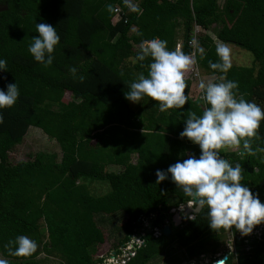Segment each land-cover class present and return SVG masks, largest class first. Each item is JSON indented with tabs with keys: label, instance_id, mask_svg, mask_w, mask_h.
<instances>
[{
	"label": "trees",
	"instance_id": "obj_1",
	"mask_svg": "<svg viewBox=\"0 0 264 264\" xmlns=\"http://www.w3.org/2000/svg\"><path fill=\"white\" fill-rule=\"evenodd\" d=\"M136 8L131 11L123 0H0V59L8 70L0 71V88L16 82L19 89L13 106L0 109V264H43L48 258L99 264L104 232H112L121 215L126 219L117 253L145 219L153 226L169 219L172 229L158 238L147 233L145 245L125 264H151L163 255L167 264L214 256L230 232L242 235L234 228L212 230L206 207L176 225L171 208L192 197L170 174L155 183L157 169L199 156L198 145L179 137L188 113L200 116L207 107L202 90L197 98L191 95V76L184 77L190 100L183 109L162 112L150 97L133 106L124 93L139 74L147 76L151 58L136 59L144 41L165 40L174 50L182 38L181 51L195 58L203 74L237 82V96L264 109V0H139ZM37 22L53 25L60 37L48 67L28 52ZM197 27L252 52L253 64L209 68V61L219 59L217 42L199 31L193 47ZM31 126L54 139L59 152L39 151L12 163L10 152ZM238 147L241 155L227 147L219 151L229 163H240L241 183L264 202V120L249 141L251 152L242 142ZM115 166L120 170L112 171ZM18 235L34 241V250L13 255L15 244L9 242ZM245 240L246 235L236 239L237 262L264 264V232ZM228 255L227 264H233L234 254Z\"/></svg>",
	"mask_w": 264,
	"mask_h": 264
},
{
	"label": "clouds",
	"instance_id": "obj_2",
	"mask_svg": "<svg viewBox=\"0 0 264 264\" xmlns=\"http://www.w3.org/2000/svg\"><path fill=\"white\" fill-rule=\"evenodd\" d=\"M123 3L131 11H137V8L130 4V0H123ZM106 7L109 12L114 11L111 4ZM35 32L38 35L32 36L28 52L36 62L48 67L53 62L54 48L60 37L55 27L48 23L37 22ZM229 51L227 46L217 44L216 54L219 59L218 62L209 61V68L227 71L230 67ZM146 58H151L147 66V76L139 74L137 79L129 84V91L124 93L125 98L130 102L139 103L144 97H150L158 103L162 112L172 108L183 109L190 100V96L186 94L184 80L185 73L192 65L190 56L183 53L179 46L169 50L167 41L153 38L141 44L136 56L140 62ZM0 71H8L4 59H0ZM70 71L74 73L75 69ZM80 79L83 80V77ZM199 88L203 91L202 100L207 107L200 116L189 112L184 119L183 130L179 132L180 138H186L199 146V156L190 155L170 164L166 170L157 169L155 183L160 184L169 179L170 174V180L176 187L192 197L190 201L193 205L189 204L190 201L182 204L186 205L185 211L177 209L181 205L171 208L177 209L175 212L170 210L173 217L174 214L180 213L182 222L185 218L193 219L195 213H186L188 205L196 206L200 210L206 207L208 226L212 230L234 228L242 235H247L256 225L264 222V202H261L258 195L253 194L248 186L241 183L240 163H229L222 158L219 150L227 147L228 151L241 155L238 146L242 142L243 148L251 152L249 141L257 135L260 123L264 120V109L246 100L243 94L237 96L233 90L238 88V84L232 80L221 78L220 82L207 83L201 80ZM18 96L16 82L7 83L4 88H0V109L13 106ZM2 122L0 115V123ZM190 215L194 217L191 218ZM145 220L149 225L144 240L147 233L153 234L154 227H161L163 232L164 225H170L169 219L161 226H153V221L149 218ZM140 232L141 228L138 233ZM9 243L15 244L12 254L17 256L28 254L35 248L34 241L25 235H18Z\"/></svg>",
	"mask_w": 264,
	"mask_h": 264
},
{
	"label": "rangeland",
	"instance_id": "obj_3",
	"mask_svg": "<svg viewBox=\"0 0 264 264\" xmlns=\"http://www.w3.org/2000/svg\"><path fill=\"white\" fill-rule=\"evenodd\" d=\"M223 1V0H220ZM139 3V0H130V4L136 5ZM198 32H206L209 33L217 42V44L227 46L229 48V59H230V64H235V65H240V66H250L253 64L254 61V55L252 52L246 50L245 48L241 46H237L234 44H227L222 41H219L218 38L216 37L214 31H205L202 29H197ZM180 43H182V38L180 39ZM181 47V45H180ZM191 58V57H190ZM192 60V65L185 73L184 77H190L192 80V87H191V95L194 98H197L199 92L201 89L199 88V84L201 80H203L205 83L211 81L215 82V75H210V74H203L200 69L197 68L195 58H191ZM195 68L198 71V75H194L195 73ZM200 73V75H199ZM70 95L67 94L65 96V100H69ZM133 106H137L138 103L132 102ZM227 149V148H226ZM39 151H48V152H59L58 149V144L57 142L49 137L47 134H45L41 129L35 126H31L29 128V131L27 135L25 136L23 142L19 145H17L11 152H10V161L12 163H17L21 160H28L32 158L37 152ZM120 167L115 166L112 171H119ZM100 192L103 191L104 189H98ZM125 217L124 216H119L118 218L115 219L114 225L110 227L113 231L111 232L110 230L106 229L105 230V235H106V241L104 244L100 245L98 248V254L102 256L104 260H107V262H110L109 259H107L108 256L111 255V253L114 250L115 246L118 244V236H120V228L122 227L123 223L125 222ZM228 247V246H227ZM227 248H223L221 251H223V254L226 252ZM43 257L44 255L41 254ZM207 258H210L211 255H206ZM1 254H0V259H1ZM48 261L44 262L43 264H59L58 260L55 258H48ZM182 264H185V259H181ZM206 260L203 259L202 263H205ZM151 264H167L165 257L163 255L162 258L156 259L153 261ZM181 264V263H180Z\"/></svg>",
	"mask_w": 264,
	"mask_h": 264
},
{
	"label": "built area",
	"instance_id": "obj_4",
	"mask_svg": "<svg viewBox=\"0 0 264 264\" xmlns=\"http://www.w3.org/2000/svg\"><path fill=\"white\" fill-rule=\"evenodd\" d=\"M197 29H199V27H197ZM197 29L195 31V35L193 37V40H191V42H190V44L193 47H195L197 44V32H198ZM193 55H194V53H193ZM194 73H195L194 75H198V71L196 68H195ZM189 204L193 205V202L190 201ZM177 209L185 211L186 205H181ZM177 209L173 208V209H171V212H175ZM190 216H191V218L194 217V215H190ZM148 225H149V222L144 220L142 223L141 232L138 234H135L132 237L131 241H129L125 246L121 247V250H122L121 253H117L116 251H113L111 253V255L107 257V259H109L110 262H107V260H103L99 264H125L126 262H128L132 257L135 256L137 249L140 248L142 245H144V243H145L144 235L146 233V228L148 227ZM263 230H264V222H262L259 225H256L253 228V231L246 235L245 242L248 243L249 238H260L261 235H263ZM162 233L163 232H162L161 227H154L153 228V234L155 237H159L160 235H162ZM244 237H245V235H240V234L237 235V234H233V232H230L227 236L226 244L224 247L227 249H226V252L224 254H223V251H220V252L216 253L214 256H211L210 258H207L206 255H200L199 258L193 257L191 259L185 260V264H198V262H202L203 259L206 260V262H205L206 264H220L221 261L223 262V264H227V261L229 258V255H228L229 253L234 254L235 258H234L233 264H239L236 260L237 255H238L237 250H236V239L240 240L241 238H244ZM98 256H99V258H102V256H100L99 254H98ZM212 260H214V261H212Z\"/></svg>",
	"mask_w": 264,
	"mask_h": 264
},
{
	"label": "water",
	"instance_id": "obj_5",
	"mask_svg": "<svg viewBox=\"0 0 264 264\" xmlns=\"http://www.w3.org/2000/svg\"><path fill=\"white\" fill-rule=\"evenodd\" d=\"M259 169H256V171H258ZM250 172H252V168L249 169ZM194 200V199H193ZM195 201V200H194ZM201 210L200 209H197L196 206L195 207H191V206H187V210H186V213H199ZM173 220L175 222L176 225H179L181 224L182 222V216L180 213H176L174 214V217H173ZM163 232L165 235L169 236L172 232V229H171V226L169 224H165L164 227H163Z\"/></svg>",
	"mask_w": 264,
	"mask_h": 264
},
{
	"label": "crops",
	"instance_id": "obj_6",
	"mask_svg": "<svg viewBox=\"0 0 264 264\" xmlns=\"http://www.w3.org/2000/svg\"><path fill=\"white\" fill-rule=\"evenodd\" d=\"M218 40H219V39H218ZM219 41H221V40H219ZM180 45H181V43H179V45H178V46L180 47ZM180 49H181V47H180ZM195 62H196V61H195Z\"/></svg>",
	"mask_w": 264,
	"mask_h": 264
}]
</instances>
